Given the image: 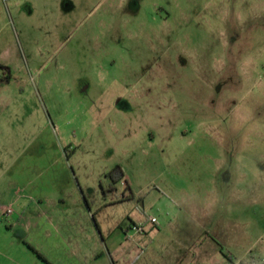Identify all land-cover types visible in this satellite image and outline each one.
Wrapping results in <instances>:
<instances>
[{
    "label": "rangeland",
    "instance_id": "1",
    "mask_svg": "<svg viewBox=\"0 0 264 264\" xmlns=\"http://www.w3.org/2000/svg\"><path fill=\"white\" fill-rule=\"evenodd\" d=\"M1 66L0 264H264V0H0Z\"/></svg>",
    "mask_w": 264,
    "mask_h": 264
},
{
    "label": "crops",
    "instance_id": "2",
    "mask_svg": "<svg viewBox=\"0 0 264 264\" xmlns=\"http://www.w3.org/2000/svg\"><path fill=\"white\" fill-rule=\"evenodd\" d=\"M162 195V194H161ZM125 201H119V202H117L115 205H121V204H123ZM145 207V205L143 206V208ZM90 211V213H91V210H89ZM155 218V217H154ZM144 220L143 219H139L138 217H135L134 219H132V225L130 224V226L127 228V230L126 231H124V233H126L125 234V238L127 239L128 237H129V234L132 232V230H129L130 229V227H132V226H134V225H139V224H142V222H143ZM104 230L103 229H100V234L97 236V234H95V233H93V234H91V236H93V239H95V250H94V254H95V256L97 255V254H99V252L100 253H102L103 252V247H105L106 248V250H107V253H108V256H109V258H110V260H111V262H112V264H116V262H115V258H114V249H111V247H110V241H109V237H111L112 236V231L110 230L109 232H108V237H107V240L108 241H106V240H104V239H102V242H101V244H99V236H101L102 238L103 237H106V235H104ZM134 232V231H133ZM134 233H137V232H134ZM189 235L188 234H186V233H184V234H182V238L183 239H186L187 237H188ZM190 237V236H189ZM128 245V244H127ZM183 247H184V249H186L187 250V246H186V244L184 243L183 244ZM183 252L184 251H182V253H180V254H182L183 255ZM184 256V255H183ZM180 258H177V261L176 260H174V261H172V263L173 264H175V263H177L178 261H181V259L179 260ZM133 261V259L131 260V261H128L127 262V264H136V261H134V262H132ZM132 262V263H131Z\"/></svg>",
    "mask_w": 264,
    "mask_h": 264
},
{
    "label": "trees",
    "instance_id": "3",
    "mask_svg": "<svg viewBox=\"0 0 264 264\" xmlns=\"http://www.w3.org/2000/svg\"><path fill=\"white\" fill-rule=\"evenodd\" d=\"M0 69L3 71V78L0 81V86L3 84H8L11 81V70L10 68L6 67V66H1ZM124 175H119V178H123ZM118 183V180H114L113 181V185L111 186L112 191H114L116 188L114 187V185L116 186V184Z\"/></svg>",
    "mask_w": 264,
    "mask_h": 264
},
{
    "label": "built area",
    "instance_id": "4",
    "mask_svg": "<svg viewBox=\"0 0 264 264\" xmlns=\"http://www.w3.org/2000/svg\"><path fill=\"white\" fill-rule=\"evenodd\" d=\"M0 79H1V75H0ZM11 212H12L11 209H9V210L7 211V213H11ZM151 222H152L154 225L158 224V220H157V218H154V217L151 218ZM129 230H132V231L137 232V233H145V225H144V224L134 225V226L130 227Z\"/></svg>",
    "mask_w": 264,
    "mask_h": 264
}]
</instances>
